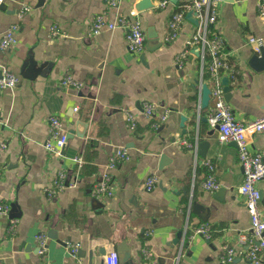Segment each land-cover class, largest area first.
Here are the masks:
<instances>
[{
	"label": "crops",
	"instance_id": "0c3cea01",
	"mask_svg": "<svg viewBox=\"0 0 264 264\" xmlns=\"http://www.w3.org/2000/svg\"><path fill=\"white\" fill-rule=\"evenodd\" d=\"M184 0H120L106 8L105 0H4L0 8V36L16 23V43L0 49V64L16 75L14 88L0 89V202L9 204L17 219L8 231V217L0 214V262L3 264H104L105 255L119 251L123 264H264L237 255L221 261L227 247L240 251L249 236V214L237 187L243 173L237 145L221 141L200 108L201 75L197 50L181 55L195 29L193 18L182 22L171 41L168 19ZM29 10L20 14L23 6ZM139 7L145 32L141 52L127 48L124 30L103 28L89 34L91 19L102 11L108 19ZM56 25L61 35H52ZM212 28L234 76L226 72V101L239 120L264 116V68L249 63L250 36L264 45V15L257 0H219ZM180 56L177 59V56ZM82 81L81 88L62 86L66 75ZM227 74V75H226ZM226 75V76H225ZM202 81V82H201ZM201 82V84H200ZM155 105L148 118L141 105ZM168 110L157 127L151 122ZM136 119L132 130L124 111ZM57 115L68 135L60 155L43 145L48 138L47 117ZM186 139L192 144L180 143ZM249 150L264 153V134L249 138ZM126 148L128 158L110 170L114 192L96 198L110 155ZM78 155L81 163L71 157ZM209 159L217 190L202 183ZM63 169L73 186L48 196L56 171ZM155 177L151 189L147 176ZM264 217V179L257 182ZM210 226V237L192 235L198 224ZM46 236V251L37 253L35 235ZM68 243L78 244L75 255ZM150 254H145V252Z\"/></svg>",
	"mask_w": 264,
	"mask_h": 264
},
{
	"label": "built area",
	"instance_id": "2783aa9c",
	"mask_svg": "<svg viewBox=\"0 0 264 264\" xmlns=\"http://www.w3.org/2000/svg\"><path fill=\"white\" fill-rule=\"evenodd\" d=\"M4 0H0V6ZM120 0H105L106 8H114ZM168 0H159L158 5L163 7ZM258 12L264 15V0H257ZM29 10L27 5L23 6L20 14ZM192 12L191 18L196 24L194 32L187 40V47L181 55L190 51V48L196 49L201 61V79L202 73L206 72L208 79L211 81L209 94V109L206 112V120L210 127L216 128L219 132L221 141H233L237 145L238 161L242 169L243 178L238 185L237 190L244 199L245 207L249 214V236L241 234L240 242L245 247L240 251H236L231 247H227L226 254L222 256L221 261H232L237 255L243 257L250 263H264V217L258 206L261 198V191L257 186V182L264 179V153L252 152L249 150V138L257 132L264 134V116L254 119L239 120L237 119L231 107L225 98L223 75L226 72L230 77L234 76L235 69L230 65L226 53L223 50V40L219 33L212 28L217 20L219 12V0H184L181 1L177 8L171 13L168 19L169 33L164 37L165 41L173 40L181 29L182 22L187 17L188 12ZM139 10L135 7L131 8L127 14L117 15L114 19H108L106 12L97 13L90 21L89 34H95L103 28L114 29L121 28L124 30V37L127 48L130 51L141 52L145 47V32L138 16ZM18 25L13 23L0 36V49H7L16 43V30ZM52 35H61L62 32L56 25L50 28ZM249 43L254 51H258L259 46L263 45L261 37L250 36ZM180 56H177L179 59ZM226 74V75H227ZM225 75V76H226ZM18 75L0 64V89L14 88L18 83ZM202 82V81H201ZM200 82V84H201ZM59 84L62 86H72L81 88L83 83L74 79L71 75H64ZM142 112L148 118L154 116L155 105L151 102H144L141 105ZM168 110L160 113L157 120L151 122L152 127H157L160 122L167 117ZM125 120L130 129L136 126V119L131 111H124ZM48 122V138L44 140L43 145L46 149L56 155H60L67 141V133L64 129L63 122L55 115L51 114L47 117ZM180 143L192 147V144L186 139L180 140ZM6 148V143L0 140V152ZM128 158L126 148H118L115 153L109 156L105 168L102 170L100 180L97 181L93 188L92 194L96 197H109L113 194L115 186L110 172L116 164ZM71 159L80 165L81 158L78 155ZM207 168V176L202 186L204 189L215 191L220 187L217 182L213 168L214 165L209 159L202 161ZM155 177L149 175L144 181V187L151 189L154 186ZM74 182L67 178V173L63 169L56 171L51 185L45 188L48 196H54L58 191L68 186H73ZM0 214L8 217V231L14 232L16 229L17 219L10 214L8 203L0 202ZM192 235H201L204 238L210 237V226L202 222L192 230ZM37 242V253L42 256L46 251V236L39 232L35 235ZM71 254L75 255L78 244L68 243ZM145 254H150L148 251ZM0 264H3L0 262ZM104 264H120L119 256L116 250L108 252L104 257Z\"/></svg>",
	"mask_w": 264,
	"mask_h": 264
},
{
	"label": "water",
	"instance_id": "95a60500",
	"mask_svg": "<svg viewBox=\"0 0 264 264\" xmlns=\"http://www.w3.org/2000/svg\"><path fill=\"white\" fill-rule=\"evenodd\" d=\"M3 7V4L0 6V8ZM136 9L140 10L139 7L134 6ZM192 12H188L186 14L187 17H191ZM196 22V20H195ZM249 63L254 66L255 68H264V45L259 46L258 51L252 50L251 55L249 56ZM222 82L224 84H227V78L223 77ZM225 92H227L228 87H224ZM209 94H210V88L206 83H203L201 85V98H200V108H204L208 105L209 102ZM226 94V93H225ZM119 263L123 264V258L121 256V253L119 251Z\"/></svg>",
	"mask_w": 264,
	"mask_h": 264
},
{
	"label": "bare ground",
	"instance_id": "6f19581e",
	"mask_svg": "<svg viewBox=\"0 0 264 264\" xmlns=\"http://www.w3.org/2000/svg\"><path fill=\"white\" fill-rule=\"evenodd\" d=\"M248 41V40H247Z\"/></svg>",
	"mask_w": 264,
	"mask_h": 264
}]
</instances>
